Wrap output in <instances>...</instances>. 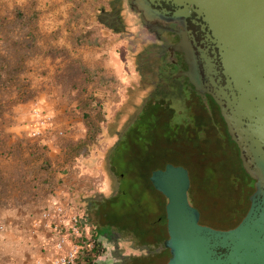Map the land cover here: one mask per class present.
I'll return each instance as SVG.
<instances>
[{"label": "rangeland", "instance_id": "obj_1", "mask_svg": "<svg viewBox=\"0 0 264 264\" xmlns=\"http://www.w3.org/2000/svg\"><path fill=\"white\" fill-rule=\"evenodd\" d=\"M49 1L0 0V224L4 226L0 232V256L5 252L11 253L14 248L19 249L20 244L24 242L19 234L26 235L33 231L34 215L39 212L32 204L24 203L37 186L30 174L48 167L46 159L41 160L44 158L45 151L42 150L44 147L39 145L38 141L43 139L46 132L49 134V131L53 129L48 127L41 135L33 136L32 131L37 127L33 109L36 106L45 109L43 102L50 97V92L46 93V91L52 84L55 86L64 84V87L61 85L56 87L58 93L59 90L64 91L70 84L74 90L78 89V91L70 93L69 99L74 101L77 98L81 103L87 101L90 104L87 112L89 119H85V122L87 126L90 125L89 141L91 142L80 148L77 154L81 156L74 159L71 167L79 170L82 182L86 187H90L89 191L94 190L90 193L93 197L92 205L90 203L88 207L84 206L86 207L85 219L89 221L93 217L94 227L97 230L96 237L105 247L104 253L95 260L94 264H159L168 260L170 253L167 250L163 259L157 255L165 243L160 238L157 244L151 243L152 239H156L154 236L156 234L152 233V230L159 224V214L164 212L163 216H166L167 198L151 186L149 179L153 170L163 169L167 164L188 169L191 178L189 199L199 210L200 205L194 200L197 198L195 194L197 188L201 191L214 188L216 191L217 184L221 185L212 198L205 197L208 214L204 220L201 219V222L216 228H230L245 211V188L241 186L239 174L227 166L223 159L215 158L216 151L221 153L225 151L223 146H220L219 150L218 144L207 142L206 138L213 128L207 126L208 124L205 125V117L200 114L197 118L196 115L191 116L190 122H193L194 126L184 124L181 123L182 116L179 113L174 114L172 111L166 114L164 111L161 113V104H164V100L159 105L151 101L138 122L131 127L141 114L144 102H138V94L141 92L138 93V90L134 88V82L127 86V82L130 83L127 81L129 68L124 64L123 56L128 55L129 52L127 53L128 50L120 45L119 37L114 36L109 25H106L111 21L112 14L104 12L107 9L105 1L74 0L71 10L84 16H87L88 11L91 13L92 10L95 11L94 25L90 24L89 29L86 28L90 30V34H94L92 38L96 39L95 41L93 39L95 43L89 45L92 48V50L88 49L89 52L91 51L89 57L94 60L98 56L95 51L106 50L105 55L114 62L111 68L86 60L84 50L88 46H83L86 42L76 41L77 43L72 45L73 40L72 46L62 47L61 50L65 59H68L66 63H50L49 60H43L45 50L52 47H45L42 44L48 41L50 45L49 40L52 35H48L44 28L40 27L39 21H34L33 14L42 7H46ZM133 13L128 9V14L133 16ZM98 20L102 25H98ZM80 22L83 24L85 21L81 19ZM79 24L76 22L73 25L70 22V31L75 35L70 34L65 37L66 39L78 38L84 29L80 28L81 24ZM103 29L106 32L105 35L100 33ZM109 42L112 45L110 49ZM139 69L137 78L149 74V68L139 66ZM53 71L54 74L63 75L64 79L47 78L46 75ZM126 92L131 93L129 109L125 103L120 105L122 96ZM171 98L173 100V96ZM132 101L141 104L135 108V111L131 105ZM172 104L174 107L176 102L173 100ZM117 109V113L122 112L125 114L124 117L129 119L124 124L110 127L109 123ZM217 118H219L218 114ZM145 120L150 121L145 123ZM143 124L147 128L153 127L152 132H146V137H143ZM56 133L59 138H66V132L63 129H57ZM115 133L117 140L126 133L124 147H127L126 142L131 141L135 134L138 135L137 137H143L140 142L144 148L141 150L144 168L141 179L145 186L148 185L147 188L150 190L148 194L143 188H131L118 197L115 196L116 198H109L116 194L119 184V177L108 168L109 155L118 142L114 140ZM203 133H205L204 137L207 135L204 138L206 141L195 140ZM213 169L217 171L214 172ZM240 176L242 177L241 173ZM128 179L129 177L126 176L125 180ZM122 189L127 190L124 186ZM121 199H125L123 200L125 205L119 206L118 201ZM19 201H24L23 205ZM156 201L162 207V210L159 208L158 212L152 210V205ZM117 203L118 207H115ZM18 205L21 206L20 210ZM28 214L32 216L27 217Z\"/></svg>", "mask_w": 264, "mask_h": 264}, {"label": "water", "instance_id": "obj_2", "mask_svg": "<svg viewBox=\"0 0 264 264\" xmlns=\"http://www.w3.org/2000/svg\"><path fill=\"white\" fill-rule=\"evenodd\" d=\"M173 19L200 20L211 54L209 92L254 184L240 222L216 228L201 222L189 199L187 168L167 164L150 180L167 198L170 257L166 264H264V0H134Z\"/></svg>", "mask_w": 264, "mask_h": 264}, {"label": "flooded vegetation", "instance_id": "obj_3", "mask_svg": "<svg viewBox=\"0 0 264 264\" xmlns=\"http://www.w3.org/2000/svg\"><path fill=\"white\" fill-rule=\"evenodd\" d=\"M104 1L107 5L104 12L112 14L111 21L106 25H109L114 36L119 37L120 45L128 50L127 53L129 52L128 55H124L129 68L127 81H130V83L127 82V86L129 87L134 82V88L138 90V93L141 92L138 94V102H144L143 110L140 111L141 114L131 127L138 122L142 113L146 111L149 102L155 101L159 105L162 100L165 102L161 104V113L163 111L164 114L168 111H172L174 114L179 113L182 116L181 123L194 126V123L190 122L191 116L195 117L196 115L197 118L202 115L206 119L205 125L208 124L207 126L211 129L213 127L219 128V124L226 126L220 107L209 92L210 78L206 65L207 59L212 54L207 41V29L203 28L201 21L186 20L184 18L173 19L154 12L148 14L145 9H139L134 0ZM128 9L134 12L133 16L128 14ZM114 39L116 40V38ZM139 66L149 68V74L137 78L140 70ZM133 75L135 76L133 77ZM131 91L133 93V90ZM130 94L126 92L125 95L128 96H122L120 104L125 103L128 109L131 99ZM171 95L176 102L174 107ZM138 102L132 101L131 105H133L134 111L140 104ZM117 111L118 109L109 123L110 127L124 124L129 119L124 117V113H117ZM216 113L219 118H217ZM127 116H130V114H127ZM149 121L145 120L144 122ZM148 131L146 128L144 129L143 137H146ZM204 134L200 138H195V140L206 141ZM143 137H136V141L140 143ZM114 140H117L116 133ZM138 147L142 149L139 144ZM108 162L110 171V160ZM101 163L103 162L101 161ZM156 170L160 169L153 170L151 175ZM151 184L153 185L152 181Z\"/></svg>", "mask_w": 264, "mask_h": 264}, {"label": "crops", "instance_id": "obj_4", "mask_svg": "<svg viewBox=\"0 0 264 264\" xmlns=\"http://www.w3.org/2000/svg\"><path fill=\"white\" fill-rule=\"evenodd\" d=\"M73 3L74 0H63V4H61V0H50L49 4L46 7H42L41 10H39L40 12L36 11L33 14L34 21H39L40 27L44 28V31L48 35H52V38L49 40L50 45L48 44V41L46 44L45 42H43L42 44L45 47H52L51 49L45 50V58L42 59L44 61L45 59L49 60L50 63L60 62L61 64H64L68 59H65V57L62 55V47H70L77 42H86L83 44V46H88L86 50H84V52H86V55L84 56L85 59L90 61L91 63H97L98 65L111 68L113 59H110L105 55L106 50L102 52H100L99 50L95 51V54H98V56L95 57L94 60L89 57V53L91 52H89V50H92L89 45L95 43L94 41L96 40L92 38L94 34H90V30H88L89 25H94L95 23V11L92 10V13L88 11L87 16H84L81 13H75L71 10V4ZM87 10L89 9L87 8ZM81 19L85 21V24H82L80 22ZM70 22L73 25H75L76 22H79L81 24L80 28H84L83 30L81 29L82 31L80 30L81 33L79 34L77 39L75 37H72L70 40L65 38L70 34H74L72 33V31H70ZM97 22H99V26L102 25L99 20ZM100 33L104 34V29L103 31L101 30ZM110 45L111 42H109V49L112 48V45ZM51 50H53V53H51ZM123 62L127 66L124 56ZM46 77L55 80L64 79L63 75L57 73L54 74V71L50 74H47ZM58 85L64 87L63 83ZM59 86H55L54 84L50 85L46 91V93L50 92V97L43 102L45 109H47L54 116V122L49 125V129L53 130L49 131V134H47L48 132H46V134L43 135V139L38 141L40 143L39 145H42L44 147V149L42 150L45 151L44 158H42L41 160L46 159L48 163L46 165L48 167L42 168L40 172L37 170L36 173L30 174L34 178V183L37 186L34 187L33 194L28 196V198H26V203H24H30L33 207L37 208V210L39 211H37L38 213L35 212L36 210L32 211V213H36L34 215L35 219L40 216V213L44 207L54 205L55 203L60 201L69 202L73 196V193L76 194L77 205L79 206V209L83 211L84 217L86 213V207L84 206L86 205L88 207V205L90 203L92 205L93 202V197L90 196V193H92L94 190L89 191L90 187L87 186V188L82 182V179L79 176V170L72 169L73 167H71V163L74 162V159H78L79 156H81L77 154V152H80V148L82 146H85L86 143L89 144L91 142L89 141L90 125L87 126L85 122V115L90 109V104H88L87 101L82 102V104L77 98L76 100L74 99V101L72 99H69L70 93L73 94L76 90L78 91V89L74 90L70 84L66 86L64 91L59 90L58 93L56 87ZM83 93L85 92L83 91ZM100 123L102 124L103 122ZM57 129H63L66 132L65 139L59 138L56 133ZM71 190L73 191V193H71ZM115 195L116 194L110 196L109 198H114ZM23 202L24 201H21L20 204L23 205ZM92 207L91 214L93 216ZM18 208L20 210L21 206L18 205ZM158 208H161L162 210V207L158 206ZM158 211L159 209H157V212ZM163 214L164 212L159 214V224L153 227L152 233L155 232L156 235L154 236H156V239H152L151 243L157 244L158 238L165 242V240L168 238L167 219L166 216H163ZM31 216V214L27 215V217ZM85 221L87 224V231L93 237H96L95 232H97V230L94 227L93 217H91L89 221H87L86 219ZM19 235H21L22 239H24V242L20 244L19 249L14 248L11 253H3L0 256V264H34L36 257L40 255H46L49 252L53 251V247L44 234L36 235L32 231H30L26 235ZM165 248L166 246L164 244L163 248H160L161 251L157 253L160 259H163L165 257ZM167 261L160 262L159 264H166Z\"/></svg>", "mask_w": 264, "mask_h": 264}, {"label": "trees", "instance_id": "obj_5", "mask_svg": "<svg viewBox=\"0 0 264 264\" xmlns=\"http://www.w3.org/2000/svg\"><path fill=\"white\" fill-rule=\"evenodd\" d=\"M85 117L86 119H89V113H86ZM218 126L219 128L213 127L212 132L209 134L205 132L208 134V136L206 135L207 142L211 141L215 143L216 145L218 144L219 150H220V146L221 147L223 146V149L225 152L221 153V152L216 151L215 158L219 157V159L221 160L223 159L224 163L228 164L227 166L231 167L235 173L239 174V177L242 183L241 186L245 188V200H246L245 211L243 212V214L239 216L238 220L230 226V227H233L240 222V220L243 218V216L246 214L249 208V205H250L249 196L254 191V184H253L252 179L246 173V171L244 170L242 166V162L239 157L238 147L236 143L230 138V135L228 134L226 126L224 124L223 125L219 124ZM145 128H147L146 125H142V129L144 130ZM147 130H149L148 133L152 132L153 127L150 126L147 128ZM137 136L138 135L135 134L134 138L131 139V141L126 142V145L128 144L127 147L123 146L126 136L121 138V140H119L115 144V146L113 147L109 155L111 171H113V173L119 177V184L117 188L118 190L115 195L116 197L121 195L122 192L125 193L129 191V189L131 188H143V190L147 194L150 192V190L147 188L148 185L145 186V183H143V180L141 179L142 170L144 169L142 160H141L143 151L141 150H144V148L142 147V149H140L138 147V144L140 146L142 145L138 143V141H136ZM127 149H130V150L127 151ZM217 153L218 155H216ZM224 153H226L225 154L226 156L224 155ZM213 170L214 172L217 171V169H213ZM240 173L242 177L240 176ZM126 176L129 177L128 180H125ZM123 186L126 187L127 189L126 191H123L122 189ZM151 186L154 188L152 184ZM219 187H221V185L217 184L216 188L218 189H216V191L219 190ZM197 190L195 192V194L197 195L196 196L197 198H194V200H196L199 203L200 211L202 210L201 219L204 220L205 216H207L208 214V212L206 211L207 207L205 203V199H206L205 197L212 198L215 195L216 191L214 190V188H208L205 191H201V190L197 191ZM123 200L125 199H121L118 201V203L120 204L119 206L125 205L124 203L125 201ZM118 203L114 206L118 207L117 206ZM158 206H160L159 202L158 201L154 202V205H152V210L157 212V209H159ZM94 242H95L94 248L90 250H86V253H85V260L87 264H94L97 257L101 256L105 250L103 243L99 241L96 237H94ZM165 249L169 251L168 248H165Z\"/></svg>", "mask_w": 264, "mask_h": 264}, {"label": "built area", "instance_id": "obj_6", "mask_svg": "<svg viewBox=\"0 0 264 264\" xmlns=\"http://www.w3.org/2000/svg\"><path fill=\"white\" fill-rule=\"evenodd\" d=\"M33 116L37 123L32 131L33 136L41 135L54 121V116L40 106L33 109ZM72 195L69 202L60 201L44 207L35 219L32 232L36 235L44 234L53 251L36 257L34 264H87L85 253L94 248V237L87 231L84 213L76 202V194ZM3 229L4 226L0 224V232Z\"/></svg>", "mask_w": 264, "mask_h": 264}]
</instances>
